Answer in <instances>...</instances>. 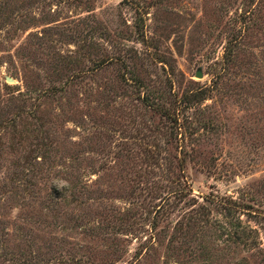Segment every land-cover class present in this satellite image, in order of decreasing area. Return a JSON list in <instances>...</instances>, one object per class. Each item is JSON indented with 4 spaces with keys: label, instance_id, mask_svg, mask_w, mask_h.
I'll return each mask as SVG.
<instances>
[{
    "label": "rangeland",
    "instance_id": "rangeland-1",
    "mask_svg": "<svg viewBox=\"0 0 264 264\" xmlns=\"http://www.w3.org/2000/svg\"><path fill=\"white\" fill-rule=\"evenodd\" d=\"M242 1L37 2L32 7L24 8V12L33 17L26 29L17 30L14 35L6 33L8 27L0 30V87L3 83L21 87V81L33 71L39 72L41 77L50 74L45 69L37 70V65H48L51 47L59 53H66L67 50L95 39L101 42L99 37L105 31L121 27L123 19V52L135 53L139 62L147 64L145 67L149 73L143 76L145 82L148 78L150 83L160 81L158 85L164 89L170 78L172 91L191 87L188 81L196 82L197 85H209L213 80L227 84L225 88L217 87L200 105L181 111L184 135L188 149L191 148L188 155L190 159L185 163L183 172L195 196L213 192L251 206L248 209L249 215H242L241 218H249L248 223L257 231L264 248V57L261 54L256 57L262 65L258 68V85L254 88L237 90L234 85L237 81L246 80L240 75L243 68L250 70L254 65L256 58L248 54L250 58L243 55L238 57L235 74L229 76V79L225 80L224 76L216 78L222 65V46L228 34L238 26L237 15L244 7L241 8ZM140 23L145 29V36L139 41L135 26ZM10 28H14V24ZM38 38L43 45L37 47ZM153 46L158 53L164 54L171 68L151 61L149 54ZM198 69L201 77L194 76ZM5 77H11L13 83L6 82ZM111 78L109 73H105L97 83ZM138 96L135 82L127 80L123 81V111L111 109L105 113L94 101L88 104L81 101L80 93H77L72 108H63L61 111L54 103H48L43 108L47 119L39 127L41 133L38 139L37 133L32 138L29 136L17 150L14 149L15 144L11 147L9 145L14 141L9 131L0 130V176L18 169L21 166V155H25L24 149L27 151L32 145L41 142V137L45 143L50 140L52 143L60 142L58 151L49 153L55 155V158L64 160L76 154L82 160L78 169L79 177L81 182L87 184V194L81 196V200L86 202L79 211L80 214L89 212L88 218L81 221V226H72L73 221L64 218L69 223L63 221L62 228L44 222L38 225L40 230H34L33 227L28 232L21 228L18 232L14 230L6 241L8 247L12 249L18 237L24 241L32 237L35 245L44 251L45 243L54 241L51 237L56 236L63 242L60 257L63 259L71 257V253L79 257L86 252L96 253L99 259L101 256L112 258V249H117L120 259H110L106 264H124L130 259L138 240L147 236L146 229L154 215L151 204L155 201H147L146 190L140 189L143 187L135 175L142 158L136 151L137 144L166 142V154L172 153L167 144L171 142L169 130L166 127L162 132L154 129L158 118L153 116L149 119V114L143 115ZM88 111L93 112L92 117L101 115L109 121L104 127L93 128L88 121ZM72 114L81 117L85 123L76 125L67 120ZM77 143L82 145L79 151ZM126 143L131 144L136 153L133 155V165L124 167L120 162L123 157L117 155L123 154L122 148ZM37 150L28 152V158L39 155L41 149ZM148 180H152L151 175ZM37 187L41 189L42 195V183H38ZM5 211L8 231L13 229L10 222L20 223L27 212L18 207L7 208ZM37 214L35 210L34 216ZM176 216L174 213L170 219L173 221ZM47 221L52 222L50 219ZM83 226L93 227V231L83 234ZM167 236H163L161 243L166 241ZM115 240L117 244L112 243ZM218 244L222 245V242ZM162 252V247H158L149 264H162ZM241 255L247 254L231 249L225 261L233 264ZM7 258L0 250V264H13ZM182 262L177 264H184ZM199 263V260L189 261V264ZM246 263L253 264V260L247 257ZM92 264L100 262L95 259Z\"/></svg>",
    "mask_w": 264,
    "mask_h": 264
},
{
    "label": "trees",
    "instance_id": "trees-1",
    "mask_svg": "<svg viewBox=\"0 0 264 264\" xmlns=\"http://www.w3.org/2000/svg\"><path fill=\"white\" fill-rule=\"evenodd\" d=\"M37 2L44 0H0V30L8 27L5 29L6 33L14 35L15 31L26 29L33 17L27 15L24 8L32 7ZM241 4V8L244 7L237 15L238 26L228 34L222 46V65L216 78L224 76L225 80L229 79L241 55L256 58L261 54L264 57V0H244ZM12 24L14 28H10ZM120 25L121 27L113 28L109 32L105 31L99 37L101 42L95 39L84 44L85 46L79 45L73 50H67L66 53H59L51 47L48 65H37V70L45 69L50 72L42 75L43 80L39 72L33 71L21 81V87L1 84L0 130L9 131L11 139L14 140L10 142V147L15 144L14 149H19L18 146L29 136L32 138L35 133L38 139V134L41 133L39 127L47 119L43 111L44 105L54 103L61 111L63 108H72L77 93L81 94V101L85 104L94 101L105 113L111 109L123 111V81L132 80L138 88L143 115L149 114V119L153 116L158 118V123L153 126L158 132H162L165 127L169 130L171 142L167 144L170 145L172 153L166 154V142L137 144L136 151L142 158L135 175L139 185L143 187L140 189L146 190L147 201L155 200L151 204L154 215L146 229L147 236L138 240L133 255L124 264H149L158 247L163 249L162 264H177L182 261L189 264L191 260H199V264H217L218 261L220 264H228L225 259L231 249L247 254L239 256L233 264H247V257L253 260V264H264V248L257 231L248 223L249 218H241L242 215H249L248 209L251 206L234 198H223L213 192L195 196L183 172L185 163L190 159L188 155L191 148L188 149L184 135L181 111L200 105L217 87L225 88L227 84L213 80L209 85H197L196 82L188 81L192 84L191 87L172 91L170 78L167 79L164 89L158 85L160 81L150 83L148 78L145 82L143 76L149 73L145 67L147 64L139 62L135 53L123 52V19ZM135 28L137 39L143 40L145 29L142 28V23ZM36 43L37 47L43 45L40 38ZM151 49L149 56L152 62L171 68L164 54L158 53L155 46ZM259 61L256 58L250 70L243 68L240 75L246 80L234 84L237 90L258 85V68L262 65ZM105 73H109L112 78L97 83ZM92 113L88 111L87 116L93 128L104 127L109 121L101 115L92 117ZM75 114L67 120L76 125L85 123ZM41 139L31 149H24L25 155H21V166L18 169L0 176L2 254L13 264H92L95 259L100 264H106L110 259L119 260L117 249L110 251L112 258L101 256L104 259H99L92 252H86L79 257L71 253L72 256L67 259L60 258L63 242L56 236L51 237L54 241L45 243L44 251L35 245L32 237L25 241L23 238H16L12 249L6 245L13 231L18 232L20 228L27 232L32 227L40 230L38 225L44 222L53 226L60 225L62 228L63 221L68 222L64 218L73 221L72 226H81V221L88 218V211L83 214L79 211L86 202L81 200V196L87 194V184L81 182L78 174L82 160L76 154L69 155L64 160L55 158V155L49 153L57 152L60 142L52 143L50 140L45 143L43 137ZM77 146L79 151L82 145L77 143ZM37 149H41L38 152L40 154L28 158V152L38 151ZM122 151L123 154L117 157H123L120 159L123 166L133 165V155L136 152L132 145L126 143ZM149 175L152 176L150 181ZM38 183H42V195L41 189L37 187ZM13 207L26 209L27 212L20 223L10 222L13 229L8 231L5 209ZM35 210L37 216H34ZM174 213L177 216L172 221L170 216ZM92 231L93 227L83 226L81 233L89 234ZM166 234V241L161 243ZM220 242L222 245L218 244ZM112 243L117 244V240Z\"/></svg>",
    "mask_w": 264,
    "mask_h": 264
},
{
    "label": "water",
    "instance_id": "water-1",
    "mask_svg": "<svg viewBox=\"0 0 264 264\" xmlns=\"http://www.w3.org/2000/svg\"><path fill=\"white\" fill-rule=\"evenodd\" d=\"M194 76L201 77V72L199 69L195 71ZM5 81L8 83H13V79L11 77H5Z\"/></svg>",
    "mask_w": 264,
    "mask_h": 264
}]
</instances>
